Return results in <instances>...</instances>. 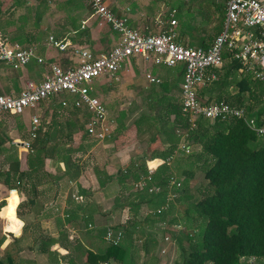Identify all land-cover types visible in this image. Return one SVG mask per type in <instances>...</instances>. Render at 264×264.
<instances>
[{
  "label": "trees",
  "instance_id": "1",
  "mask_svg": "<svg viewBox=\"0 0 264 264\" xmlns=\"http://www.w3.org/2000/svg\"><path fill=\"white\" fill-rule=\"evenodd\" d=\"M166 6L174 10L176 8L172 3H167ZM217 14L216 36L222 31L225 9L219 8ZM202 48L206 49L207 46ZM223 58L227 64L216 71L217 80L206 84L204 86L206 88L198 92V97H207L205 103L219 101L234 103L242 107L248 117H253L258 122L264 117V82L254 79L250 74L239 73L238 63L230 60L228 54ZM0 67L16 71L5 63H0ZM167 69V79L158 84H151L148 90L143 91L144 94L139 96L138 101L130 106L129 115L120 113L112 118L113 129L110 134L112 139H118L129 129H134L136 137L148 135L152 136L151 140L154 141L158 138L163 139L165 144L168 138L165 140L164 137L177 139L175 130L186 129L187 120L181 111L179 86L185 67L178 64ZM230 88H237L238 92L233 95ZM133 115L135 116L131 124L126 126V117L130 118ZM0 117H3L1 120L6 123L12 119L17 125L16 116L3 114ZM9 136V128L0 123V185L6 191L15 189L25 194L26 200L18 204L16 209L14 201L17 195L14 192L9 194L6 217L9 222L14 217L24 222V218L32 212L31 201L37 197V187L44 178H51L44 172L45 159L50 151L54 152L57 160L63 162L66 175L70 177L76 171L68 166L70 158L66 155L65 147L69 141L67 138H60L56 130L48 133L41 126L35 138H29L31 152L28 151L27 171L21 170L16 154L17 146ZM22 138L28 139L25 134ZM51 139L54 142L50 145ZM169 142L170 146L163 151L152 155L144 154L134 159L130 163L133 168L129 166L126 173L121 169L117 172L118 185L126 188L128 192L119 207L127 209L130 221L125 227L118 224L113 227H95L88 230L86 228L83 235L95 245L89 248L91 250H85L86 260L83 264L112 262L134 264L132 257L136 258L140 253L152 257L158 242L149 234L137 232L136 228L142 223L152 228L158 226L163 235L175 241L177 258L173 264H241L246 259L250 260L242 264H264V138L251 131L243 119L210 121L198 118L196 120V128L188 134V145H196L199 149L185 155V161L181 159V163L180 160L178 163L174 160L175 163L173 161L174 164L170 167L161 164L152 175V181L148 183V186L152 183L164 188L171 175L180 178L179 171H182L184 178L178 197L175 199L178 201L184 195V187L187 186L194 172L202 171L203 179L211 191L194 200L192 208L185 213L184 221H181L184 230L176 232L173 231H175L174 227L180 225L178 219L172 218L170 223L166 220L174 208V202L168 204L160 214L156 213L164 201L166 192L154 195L148 194L146 190H133V184L147 173V161L155 160L150 163L155 165L157 160H164L177 150L178 142L172 140ZM135 161L139 162L137 166ZM104 169V165L94 169L100 186H104L112 179ZM185 169H187L186 173ZM78 189L85 194L84 190ZM143 209H147L148 212L144 213L142 219L140 213H143ZM81 220L86 227L89 219L81 217ZM194 221L196 226L192 227ZM57 225L56 234L49 236L42 231L41 236L44 235L45 238L36 242L37 250L50 258L54 257L55 262H58V253L51 250V247L61 241L64 232L59 222ZM24 227L26 228V224ZM108 229L122 232L123 237L118 245L105 242L104 235ZM12 238L15 243L19 239L13 235ZM5 256L0 260V264H13V261H17L14 256L8 254ZM69 264L73 262L70 261ZM145 264H158V262L155 260Z\"/></svg>",
  "mask_w": 264,
  "mask_h": 264
},
{
  "label": "crops",
  "instance_id": "2",
  "mask_svg": "<svg viewBox=\"0 0 264 264\" xmlns=\"http://www.w3.org/2000/svg\"><path fill=\"white\" fill-rule=\"evenodd\" d=\"M259 1L264 2V0ZM104 2L115 15L126 16L128 24L133 29L146 34L157 32L155 19L160 15L166 18L171 10L166 4H175L174 18L177 22L175 40L178 44L188 47L211 45L216 36V26L213 28L214 16L219 8L225 9L224 0H104ZM195 7H198V10L192 11ZM187 12H191L190 18L188 16L185 18L184 15H187ZM201 22H204L206 26L201 25ZM207 24L210 25L208 30H206ZM0 35L21 47L35 49V58L16 69L15 72L0 67V95L11 96H18L26 86H37L44 74L49 72L52 64L62 68L75 67L78 56L72 52L71 47L88 50L97 56L111 50L119 39L117 33L107 27H99L96 19L90 17L87 0H0ZM50 36L57 40H67L71 47L69 46L66 51H58L49 44ZM37 58H41L42 62H37ZM226 64L225 60L223 66ZM167 70L165 66H156L140 57H132L113 76L105 74L95 78L88 85L89 94L104 104L108 118L117 117L120 113L129 115L130 106L137 102L139 96L144 94L143 91L151 86L146 75L161 82L167 79ZM204 88L206 87L198 88L197 94ZM199 99L201 101L204 99L203 102H206L207 97ZM74 100L75 97L69 94L51 97L38 104L35 109L26 110L22 115L16 116L17 125L12 119L6 123L1 120L3 117H0V123L9 128V135L12 134L9 137L17 146L16 154L22 171H27L28 158V151L21 148L22 142L25 141L22 137L24 134L29 137L28 129L32 116L38 117L39 127H44L48 133L56 130L60 138H67L69 142L65 152L70 158L68 166L76 171L73 177L66 175L63 162L57 160L54 152L50 151L45 159L44 172L51 178H44L41 185L37 187V197L31 201L32 212L24 218V222L16 217L10 222L7 221L9 207L7 197L10 190L3 193L4 195L0 198L2 202L0 260L8 254L17 259L13 261V264H57L58 262L69 264L70 261L73 264H83L86 260L85 250L95 245L92 240L83 235L86 228L88 230L106 227L110 224L109 217L104 214L105 203L108 198H112L115 189L123 190L124 187L118 185L117 172H113L108 166H105V171L112 179L104 186L99 185L97 177L93 176L92 172L90 174L92 169L87 171L89 159L97 154L96 145L98 144L86 134L85 127L91 117L90 113L85 107L76 108L73 105ZM63 101L66 102L65 106L62 105ZM128 124L126 123V126ZM131 131L133 135L125 141L127 133ZM143 138H145L144 135L136 137L134 129H129L124 136L118 139L110 137L103 142L107 144L116 142L120 148H125L117 153L108 151L109 157L117 154L116 157L120 159L129 155L133 156L132 159H136L144 154L149 155ZM53 142L51 139L50 145ZM103 159L107 162L106 157ZM87 180L88 184H86ZM73 186H78L85 191V194L80 192L86 197L85 202H78L72 196L69 198L67 190ZM15 193L17 195L14 201L16 209L18 204L26 200V196L22 192ZM51 202H54L56 206ZM123 211L125 214L118 224L125 227L127 224H124V219L129 217V214L127 209ZM81 217L89 219L86 227ZM58 222L64 232L63 237L60 238L61 241L51 247V250L58 253V262H55L54 257L50 258L37 250L36 242L45 238L44 235L41 236L42 231L49 236L56 234ZM146 227L149 230H160L156 225L153 228L148 225ZM137 228V232L144 233L142 226ZM12 235L19 238L16 243ZM157 242L152 257L140 253L136 258L132 257L134 264H145L155 260L161 264L163 259L158 255L157 250L162 242Z\"/></svg>",
  "mask_w": 264,
  "mask_h": 264
},
{
  "label": "built area",
  "instance_id": "3",
  "mask_svg": "<svg viewBox=\"0 0 264 264\" xmlns=\"http://www.w3.org/2000/svg\"><path fill=\"white\" fill-rule=\"evenodd\" d=\"M224 1L225 16L222 31L211 45L204 49L200 46H182L175 42L177 22L174 18L176 13L174 9L168 12L166 18L160 15L155 19L156 33L146 34L133 29L128 24L126 16L115 15L104 0H87L90 17L96 19L97 25L101 28L107 27L118 34L116 45L108 52L95 56L88 50L71 47L65 39L57 40L50 36L49 44L58 51H64L69 46L72 48V52L78 56L77 65L63 70L57 64H52L49 72L44 74L37 86H26L18 96L0 95V115L20 116L26 110L35 109L41 101L51 96L69 94L75 97L73 105L76 108L85 107L91 115L85 127L87 136L97 142H103L110 138L113 120L108 118L104 104L89 94L88 85L95 78L105 74L113 76L132 57H140L156 66L184 65L180 96L181 111L187 120L186 129L175 130L176 135L181 138L177 150L164 160H157L158 164L151 165V162L147 161L146 175L141 176L133 184L136 191L146 190L148 194L157 195L166 192L162 205L156 211L160 214L178 197L182 181L171 175L164 188L152 183L148 186V183L152 181V175L161 164L172 166L176 152L184 155L192 152V147L188 145V134L196 128L198 118L210 121L243 119L251 131L264 138V117L257 122L255 118L248 117L242 107L234 103L224 101L205 103L197 95L198 88L217 80L216 71L223 67L225 54H228L230 60L238 63L239 73L250 74L254 79L264 82V2ZM32 58H35L34 48L21 47L0 35V63L19 69ZM37 62H42V59L37 58ZM146 78L151 84L159 82L150 75H146ZM62 105L65 106L66 102L63 101ZM39 125L38 117L32 116L28 129L30 139L35 138ZM21 148L30 151L29 142H22ZM11 192L15 193L17 190H10ZM129 221L130 218L125 217L124 224H128ZM122 237L121 231L113 232L108 229L104 240L107 244L115 246L120 243ZM164 239L167 241L169 237Z\"/></svg>",
  "mask_w": 264,
  "mask_h": 264
},
{
  "label": "rangeland",
  "instance_id": "4",
  "mask_svg": "<svg viewBox=\"0 0 264 264\" xmlns=\"http://www.w3.org/2000/svg\"><path fill=\"white\" fill-rule=\"evenodd\" d=\"M198 10V7H195L193 8L192 11H197ZM179 15V14H178ZM184 15V14H183ZM191 12H187V15H184L185 18L188 16V18H190L191 16ZM218 14H216L214 16V20L215 22L213 23V28L214 26H216L217 24V20H218ZM201 25H204V27L206 26L204 24V22H201L200 23ZM210 27V25L207 24V27H206V30H208ZM216 38V36L213 38V40ZM230 92L231 94H235L237 93V88H230ZM202 101H204V99H202ZM135 116V115H134ZM134 116H131L130 118H127L126 117V123H129L128 125L131 124L132 120H133V117ZM132 130V129H131ZM132 133V134H131ZM12 135V134H10ZM133 135V131L127 133L126 135V139H129V137L131 138V136ZM145 138L144 139V146L146 144V149L147 151H149V154L152 155L153 153L155 152H159V151H163L164 149L167 148V146H170V142L169 140L173 141V142H180L181 138H171V137H164V139L166 140L167 139V143L164 144V141L163 139H160L159 140H151V137L149 138V136H146L144 135ZM27 140L25 141H29V137L27 136ZM155 138V137H154ZM183 141V140H182ZM96 144H98V146L96 145V155H94L92 158L89 159V166L86 167L88 170L87 171H90L92 169V171H90V174L92 172L93 176L96 177L95 173L93 172L95 167L96 168H100L104 165V168L105 166L109 167L110 170H113V172H118L120 169L123 170V173H126L125 171H127V169L129 168L130 166V163L132 161H134V159H132L133 156H130L129 157H123L122 159L116 157L118 156L117 154L116 155H113V156H110L107 154V152H111V153H117L125 148H120L119 145H116V142L115 143H112V144H107V143H102V142H97ZM119 144V143H118ZM103 145H105L103 147ZM148 145V146H147ZM192 152H196L197 149H199L198 146L196 145H192ZM106 153V154H105ZM106 157L107 159V162L106 160H104L103 158ZM118 158V159H117ZM185 161V155L180 153V152H176L175 154V157H174V160L178 163L179 160H180V163L182 162V160ZM174 161V163H175ZM135 165L137 166V164L139 163L138 161H135ZM173 163V164H174ZM91 164V165H90ZM131 168H133V165L130 166ZM149 167H151L149 165ZM105 171V169H104ZM75 172V170H74ZM106 172V171H105ZM175 172V171H174ZM185 173L187 172V169H185L184 171ZM179 175H180V178H179L181 181H183V178H184V173L182 171H179ZM183 174V175H182ZM88 180L86 181V184H88ZM133 190H135V188H133ZM6 190L4 189V187H2L0 185V198L4 195L3 193L5 192ZM68 195H69V198L72 196L76 197L77 201L78 202H85L86 201V197L81 195V193L79 192V189H78V186L75 187H70L68 190ZM114 195L112 196V198H108L107 201H106V209H105V215L109 217V220H110V224L109 226L113 227L115 226V224H118L120 222V220L123 218V214H125V211H123L124 209H121L119 207V204L121 202H123V197H127V194L128 192L127 189L123 188L122 189H115L114 190ZM136 191V190H135ZM184 195L182 197L179 198L178 201H174V208L173 210L171 211V214H169V216L167 217V221H171L172 218H176L178 219V222L180 225L174 227V230L173 232H176V231H183V226L181 224V221L183 222L184 221V216H185V213L186 211L190 210L192 208V203L194 202L195 199L199 198V197H203L205 194H208L210 193V188L207 186V183L204 181L203 179V173L202 171L200 170H197L194 172L193 174V177L191 178V180L188 182L187 186L184 187ZM130 192V190H129ZM80 193V194H79ZM75 199V200H76ZM51 204H54V202H51ZM2 205V202H0V207ZM56 206V205H55ZM145 212H148L147 209H143V213H140L141 214V218L143 219L144 218V213ZM143 216V217H142ZM170 223V222H169ZM114 224V225H112ZM142 228H143V232H144V235L146 234H149L150 236H152L153 238H155V240L159 241V242H162L161 246L158 248L157 250V253L158 255H160V257L163 259L162 263L161 264H173L174 260L177 258V253H176V245H175V241L171 240L170 238L166 241L164 238L166 237V235H163L162 232L160 230H152V229H148L146 227V224H142L141 225ZM196 226V222L194 221L193 222V226L194 227ZM250 259H246V260H243L241 262V264L243 262H246V261H249ZM252 260V259H251ZM253 261V260H252Z\"/></svg>",
  "mask_w": 264,
  "mask_h": 264
}]
</instances>
